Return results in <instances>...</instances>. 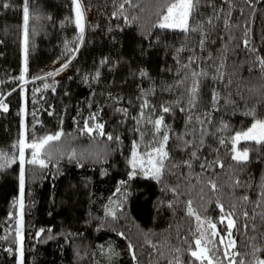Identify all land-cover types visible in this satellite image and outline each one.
I'll return each instance as SVG.
<instances>
[{
    "label": "trees",
    "instance_id": "1",
    "mask_svg": "<svg viewBox=\"0 0 264 264\" xmlns=\"http://www.w3.org/2000/svg\"><path fill=\"white\" fill-rule=\"evenodd\" d=\"M176 1L82 0L95 20L81 35L74 0H28L22 72L25 0H0V264H20V234L23 264H201L194 241L209 221L227 240L228 212L237 264L264 259V143L240 141L248 159H233L236 133L264 120V0H197L187 31L160 27ZM58 131L46 167L24 149L21 209L19 141ZM165 133L160 179L133 169Z\"/></svg>",
    "mask_w": 264,
    "mask_h": 264
},
{
    "label": "snow or ice",
    "instance_id": "2",
    "mask_svg": "<svg viewBox=\"0 0 264 264\" xmlns=\"http://www.w3.org/2000/svg\"><path fill=\"white\" fill-rule=\"evenodd\" d=\"M197 3V0H179L178 3H172L167 7V13L163 17V21L159 26L162 28H180L185 31L188 30V18L191 15L193 9L195 8ZM7 7V5H5ZM123 8V5L120 6ZM81 6L79 4V0H76V23L77 26L80 29L81 35L84 31V26L82 23V12L80 10ZM28 24H29V7H28V0H25L24 7H23V26H24V48H25V63L27 62V49H28ZM203 43V41H201ZM245 45L247 46V42H245ZM261 65L264 66V60L260 61ZM63 67H67V64L62 65L61 69ZM49 76L54 75V73H48ZM197 75V74H193ZM20 79H23V77H20ZM45 87H49V85H45ZM196 85H193L192 92L193 95L196 93ZM215 99V97H214ZM4 107V110L7 111L6 105H0ZM144 107H147V103H145ZM170 109L168 107L163 108V112H168ZM90 120L95 119V115L89 118ZM152 122V121H150ZM163 118L156 119L154 121V124L157 128V131L159 130L160 126L162 125ZM103 125L102 124H94L92 126H89V121H85L84 128L81 129L82 134L86 135H92L93 132H96L98 135H105L103 132ZM62 133L56 132L53 135H46L42 138H40L37 142L27 144L24 139H20L19 141V156H20V164H21V171H20V191L21 196L23 195V187H24V176H23V163H24V149L31 148L33 149L32 152V158L28 160L27 162L29 164H38L40 167H46L45 160L40 158L41 151L45 148L46 145H48L50 142L58 141L61 138ZM243 138L244 140H251L255 141L256 143H264V121H256L251 128L248 129L247 132L244 133H237L236 136L233 138V152L235 155H233V159L236 161H246L248 159V151H237L235 148V144ZM108 140L118 139V137H113L111 134L107 135ZM169 137L165 133L163 135V140L160 142V146L158 148H154L153 152L155 153V156H153L152 153H148V164L150 165V168L148 171L145 172L146 175L150 174L155 179H160L161 173L164 169V161L168 157V153L165 150V145L168 141ZM222 144L224 143L223 140L220 141ZM193 156H195V153H193ZM72 157L75 158V153L72 154ZM133 169L137 167V154L135 151H133V159L130 161ZM188 163V162H185ZM141 167H143V161H141L140 164ZM190 166V165H189ZM136 173L133 171L130 173V177L134 176ZM124 181H121V184H124ZM211 187L215 189L216 185L214 183L211 184ZM119 191V189H117ZM175 191V189H173ZM245 200L247 197L244 198ZM192 201H188V214L191 216H195L196 220L199 222L198 225V231L200 228L203 227L205 224V221H202L200 216L193 210L192 208ZM23 207L21 203V208ZM221 211L223 212V205H220ZM113 216L115 213H111ZM245 216L248 214L245 212ZM233 213L228 212L225 213L221 217V223H224L225 220H227V240H225L224 236H221L220 233L216 230V225L212 224L210 221L208 223V227L211 229L210 232H199V238H197L194 241L195 250L191 251L192 257L195 259L201 261V264H214L216 261L215 253L218 251V244L223 245V255L228 259V264H237L236 256L239 255L238 253H235V241L231 238L232 237V229L235 225V220L232 219ZM247 227V226H245ZM44 229H40V232H44ZM40 232L37 233V235L40 234ZM17 234L19 236V230H17ZM217 238H219L217 240ZM21 241V247H20V264H23V246H22V237H20ZM131 247V245H130ZM133 258L135 259V254H133ZM239 264H244L243 260L239 261ZM252 264H264V259H256L252 262Z\"/></svg>",
    "mask_w": 264,
    "mask_h": 264
},
{
    "label": "rangeland",
    "instance_id": "3",
    "mask_svg": "<svg viewBox=\"0 0 264 264\" xmlns=\"http://www.w3.org/2000/svg\"><path fill=\"white\" fill-rule=\"evenodd\" d=\"M179 2V0H177L176 2H174V3H178ZM79 4H80V6H81V8H80V10H81V12H82V23H83V26L85 27V25L87 24V23H93L94 22V20H95V15H94V11H93V9L92 8H90V7H85L84 5H83V3H82V0H79ZM74 11H75V15H76V0H74ZM166 13H167V11L164 13V15H166ZM164 15L162 16V18H161V20H160V22H159V24H161L162 22H164L163 21V17H164ZM189 21H190V16H189V18H188V26H189ZM79 28V27H78ZM175 29H180V28H175ZM80 30V29H79ZM65 64H67V62H66V59L64 58V57H60V58H58L57 60H55L54 62H52L50 65H49V67H50V70L51 71H53V72H56V74H57V76H63V75H65V74H67V71L69 70V66H68V64H67V67H63V69L62 70H60L61 69V67H62V65H65ZM26 66H27V62L25 63V48H24V45H23V51H22V67H21V69H22V72H25L26 71ZM258 120H260V121H264V120H261V119H257V120H255L251 125H250V127H248L247 129H245V130H243V131H240V132H238V133H244V132H247L248 131V129L249 128H251L252 127V125L256 122V121H258ZM23 125H25V123L23 122ZM23 131H25V127L23 126ZM237 134V133H236ZM236 136V135H235ZM244 139L243 138H241L236 144H235V148H236V150L237 151H244V150H246V149H243V148H240L239 146H238V143L240 142V141H243ZM133 151H135V150H133ZM248 151V150H247ZM137 154V153H136ZM234 155H235V153H234ZM153 156H155V155H153ZM132 159H133V157H132ZM141 161H143V171H144V173L146 172V171H148L149 170V168H150V165L148 164V155H145V156H141V155H138L137 154V166H140V164H141ZM148 175H150V174H148ZM21 203H22V205H23V202H22V196H21V194H20V198H19V208H21ZM22 209V208H21ZM20 237H21V234H20Z\"/></svg>",
    "mask_w": 264,
    "mask_h": 264
}]
</instances>
